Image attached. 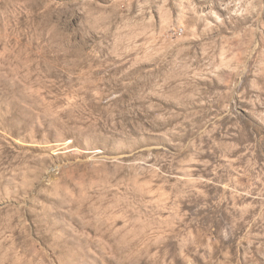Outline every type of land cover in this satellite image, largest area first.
Segmentation results:
<instances>
[{
    "label": "rangeland",
    "instance_id": "1",
    "mask_svg": "<svg viewBox=\"0 0 264 264\" xmlns=\"http://www.w3.org/2000/svg\"><path fill=\"white\" fill-rule=\"evenodd\" d=\"M0 264H264V0H0Z\"/></svg>",
    "mask_w": 264,
    "mask_h": 264
},
{
    "label": "built area",
    "instance_id": "2",
    "mask_svg": "<svg viewBox=\"0 0 264 264\" xmlns=\"http://www.w3.org/2000/svg\"><path fill=\"white\" fill-rule=\"evenodd\" d=\"M180 31H182V29Z\"/></svg>",
    "mask_w": 264,
    "mask_h": 264
}]
</instances>
